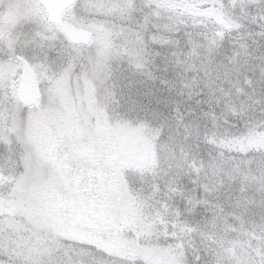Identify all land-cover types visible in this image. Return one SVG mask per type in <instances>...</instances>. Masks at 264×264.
<instances>
[{"label": "snow or ice", "instance_id": "1", "mask_svg": "<svg viewBox=\"0 0 264 264\" xmlns=\"http://www.w3.org/2000/svg\"><path fill=\"white\" fill-rule=\"evenodd\" d=\"M0 264H264V0H0Z\"/></svg>", "mask_w": 264, "mask_h": 264}]
</instances>
